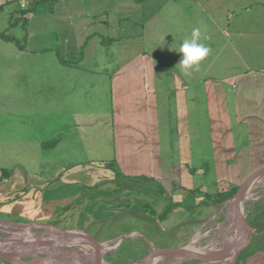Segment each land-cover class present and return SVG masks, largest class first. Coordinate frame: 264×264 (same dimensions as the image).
Here are the masks:
<instances>
[{"label":"crops","instance_id":"1","mask_svg":"<svg viewBox=\"0 0 264 264\" xmlns=\"http://www.w3.org/2000/svg\"><path fill=\"white\" fill-rule=\"evenodd\" d=\"M50 1L51 9L45 14L64 19L60 23H65L66 33L77 30L83 37L80 49L96 34L97 52L109 54L107 59L99 58L97 70L84 77L81 88L91 97L98 95L99 120L108 128L111 125L107 123H114L118 157L127 160L130 155L132 162L133 170L126 172L152 179L168 189L172 199L174 195L179 197L160 212L155 204L149 209L156 216L154 226L148 223L150 226L145 229L137 227L127 232L117 230L115 225L108 234L104 230V235L98 229L93 232L97 242H124L126 238L133 239L131 235L136 232L140 238L131 244L144 253L140 244H145L140 240L144 236L150 240L165 226L166 232H174L175 239L181 233L176 249L188 245L192 250L204 249L197 247L202 238L199 231L209 230L203 226L214 218L217 207H221L220 213L225 212L220 224L224 225L229 215L230 200L221 204L215 200L238 189L251 174L264 168V0ZM195 28L201 29L200 42L210 52L198 67L185 73L178 65L182 55L177 52ZM69 41L65 36L64 45ZM171 46L177 52L169 51ZM55 61L53 64H57ZM78 62L84 64L82 59L71 66H78ZM90 62H96L95 58ZM105 95L110 99V117L101 108ZM84 97L82 93L81 98ZM7 172V176L0 172V183L19 178L11 170ZM208 174L215 181L211 179L209 185L200 183L196 187L193 177L206 179ZM224 185L228 188L219 191ZM11 190L14 189L9 187V193ZM84 192L89 197L90 192ZM9 193L1 194L0 199ZM251 194L252 207L244 213L251 230L250 242L237 261L228 264H264V179ZM192 196L201 197L187 204L185 201ZM109 209L113 216L120 211L127 215V208L105 205L96 216L111 219ZM176 212L181 213L179 224L174 222ZM101 222L100 217V227ZM225 232L228 234V229ZM116 233L119 235L110 236ZM257 239L263 240L257 244ZM228 247L223 249L227 255ZM31 259L0 260V264H27Z\"/></svg>","mask_w":264,"mask_h":264},{"label":"rangeland","instance_id":"2","mask_svg":"<svg viewBox=\"0 0 264 264\" xmlns=\"http://www.w3.org/2000/svg\"><path fill=\"white\" fill-rule=\"evenodd\" d=\"M51 6L50 0H28L23 9L19 0H0V172L11 170L19 177L0 183V195L9 193V187L14 189L8 196L0 199V220L31 224L27 227H30L28 231L32 235L46 231L32 225L36 223L51 225L60 230L80 229L95 236L93 232L100 228V217L101 223L107 225L115 218L117 230L128 224L140 225L144 223L142 219L154 226L152 222L156 221L149 209L155 204L160 212L163 206L170 205L173 199L179 200V197L174 195L175 198L172 199L167 193L168 189L152 179L126 172L133 170L132 162L130 155L127 160L118 157L117 136L112 130L114 123H107L111 125L108 128L106 123L99 120L98 95L91 97L89 92H82L81 88L84 77L93 69L97 70L99 58L107 59L109 54L97 52L94 43L97 40L96 34L89 37L86 47L80 49L79 41L83 38L81 34L77 30L66 33L65 23H60L64 19L45 14ZM60 7L57 6V9ZM63 7L66 9V5ZM37 13H41L40 17ZM74 20L76 19H71ZM65 36L70 40L67 45H64ZM4 38H11L13 41ZM52 45L54 47L50 48ZM94 58L96 62L89 63ZM53 59L57 64H53ZM82 59L84 64L78 62L76 68L71 66ZM82 93L85 94L84 98H81ZM101 108H105L106 116L108 114L107 117H110L111 104L107 95ZM205 178L193 177L196 187L200 183L209 185L211 179L215 181L212 174ZM227 188L224 185L218 189L225 191ZM84 191L90 192L89 197L82 200L79 207L71 209L81 200ZM179 195L181 198V192ZM196 197L200 200L201 196ZM196 197L192 196L185 202L192 204ZM252 198L254 195L250 194L245 201L244 212H250ZM105 205L106 208L133 207L137 217L128 218L121 211L113 216L110 209L108 216L111 219L96 216ZM231 206L233 204H229ZM220 208H216L214 218L203 226H207L209 230L199 231L202 238L197 247L211 249L212 252L234 244L237 235L235 237L234 233L225 232L227 229L220 224L223 223L221 219L225 212L220 213ZM141 212L145 217L140 215ZM173 216L174 222L179 224L181 213L176 212ZM26 229L11 226L10 232L1 229L0 242L17 235L25 237ZM162 229V233L151 239L148 237L150 240L146 236L140 240L145 244H140L145 248L144 253L137 250L138 246H132L133 239L140 238L136 232L133 233V239L126 238L120 243L119 249V253L133 258L126 262L115 260L113 264H137L154 249H176L180 246L176 240L181 238V233L175 239L174 232H166L165 226ZM101 233L104 235L103 230ZM106 233L108 234L107 231ZM118 235L119 233L110 236ZM207 235L213 236L205 238ZM46 238L50 240L52 237ZM226 240L229 241L226 243ZM116 241L100 243V253L97 252V256L115 253L118 249ZM50 245H42L37 249L50 253L56 263L61 259L78 262L76 259L87 253L85 243ZM8 250L13 251L12 248ZM27 255L33 259L44 256L40 252ZM113 257L116 256L113 254ZM100 258L103 264H109L102 256ZM228 260H232V256ZM181 263L180 260L162 258L154 264Z\"/></svg>","mask_w":264,"mask_h":264},{"label":"water","instance_id":"3","mask_svg":"<svg viewBox=\"0 0 264 264\" xmlns=\"http://www.w3.org/2000/svg\"><path fill=\"white\" fill-rule=\"evenodd\" d=\"M264 179V168L254 172L251 174L237 189L234 196L230 199V204H233L235 209V214L238 217L239 222V228H240V234L237 236L233 247V262L235 263L237 261L238 255L240 254L241 250L245 246L247 238H249L251 234V230L249 229L246 218L244 215V203L251 194L252 189L257 185V183ZM251 197V196H250ZM0 224H8L11 227H15L17 229L23 230L27 228V226H31V224H20V223H11L7 221L0 220ZM35 227H38L40 229H46L44 233H40L37 235H32L31 240L23 239V241L16 240V242H8L4 240L0 244H2L3 247H8L9 249L12 248L13 252L5 253L2 248H0V260L4 261H15L22 257H29L27 254L31 253H43V257H38L37 259H31L27 264H103L102 258H100L101 255L92 256L91 254H88V261H85L84 259L80 260V262L72 261V260H65L61 259L59 263H56L53 256L50 253L41 252L37 248L45 245V246H51V242L48 241L46 237H65L70 239H83L85 240L91 247H93L96 251L100 246V244L89 234L86 232L75 229V230H60L57 229L51 225L46 224H36L32 223ZM45 240V241H44ZM51 240V239H50ZM8 242V243H7ZM121 242V241H120ZM119 242V243H120ZM118 243V245H119ZM231 246V245H230ZM20 247L21 250L19 252L15 251V248ZM99 254V250H98ZM227 256L226 250L219 251V252H211L204 249L199 250H192L190 248V245L178 248V249H160V250H152L148 253V255L140 259L137 264H154L156 260L162 259V258H170L175 260H181V261H197L199 263L203 264H228L223 261V258ZM53 259V260H52ZM81 259V257H80Z\"/></svg>","mask_w":264,"mask_h":264},{"label":"bare ground","instance_id":"4","mask_svg":"<svg viewBox=\"0 0 264 264\" xmlns=\"http://www.w3.org/2000/svg\"><path fill=\"white\" fill-rule=\"evenodd\" d=\"M233 207L231 206L229 208V215L227 217V222L224 224V226H225L226 229H228V232H233L237 236H239V234H240V228H239L238 217L235 214V209ZM29 228L30 227H27V229L25 230L26 232L24 233L26 235V236L24 235L26 238L25 237H22L21 235H17L16 237L13 236L12 238H4V240H6L8 242H16V240L17 241L18 240L23 241V239L31 240L32 239V236H31V234L28 231ZM1 229L2 230H6L7 229V231H9L10 230V226L8 224H0V231H1ZM49 241L53 245L54 244H58V243L68 244L70 242H74V243L78 242V243H83V244L85 243L86 246H87V253L85 255H82V256L80 255L81 259H76V260H78V262H80V260H82V259H84L85 261H88V254H91L93 256L94 253H95V255H97L95 249L93 247H91L88 243H86L85 241L81 242L78 239H73V238L72 239H70V238L67 239L65 237L60 238V237H57V236L52 237L51 240H49ZM195 243H196V241H195ZM232 247H233V245H231V246L228 247L227 251H230V252L228 253L227 256H225V258H223V261H225V263H232L233 262V259L232 260H228L230 256H232V258H233V252H231L232 251ZM0 248H2V250H4L5 253L13 252L11 250H8L7 251V249H9V248L8 247H3L2 244H0ZM20 250H21L20 247L15 248V251L16 252H19ZM74 259H75V257H74Z\"/></svg>","mask_w":264,"mask_h":264},{"label":"clouds","instance_id":"5","mask_svg":"<svg viewBox=\"0 0 264 264\" xmlns=\"http://www.w3.org/2000/svg\"><path fill=\"white\" fill-rule=\"evenodd\" d=\"M201 40V29L195 28L190 38H184L179 45L178 52L172 48L169 51L177 52L182 55L181 61L178 63L181 70L185 73L194 67H198L202 61L208 56L210 49L206 47Z\"/></svg>","mask_w":264,"mask_h":264},{"label":"trees","instance_id":"6","mask_svg":"<svg viewBox=\"0 0 264 264\" xmlns=\"http://www.w3.org/2000/svg\"><path fill=\"white\" fill-rule=\"evenodd\" d=\"M4 39H6V40H8V41H13V39H11V38H4ZM8 171V170H7ZM7 171H1V174H3V173H5L4 175L5 176H7V175H9V172H7ZM236 191H237V189H235L234 191H232V192H230V193H227V194H223V195H219V197L215 200V202L216 203H218V204H221L222 202H224V201H226V200H229L230 198H232L233 196H234V194L236 193ZM87 194L85 195V194H82V197H80L81 198V200H79V201H77V203H76V205H80L81 204V202H82V200H84L85 198H87ZM145 209V208H144ZM112 212V211H111ZM124 213L125 214H127V217L128 218H131V217H137V214H136V212H133V210H131L130 208H127V210H125L124 211ZM143 213L141 212L140 213V215L141 216H143V217H145V215L143 214ZM164 216V215H163ZM162 216V217H163ZM142 217V218H143ZM156 216H152V218L154 219ZM143 221H144V223H140V225H134V224H128L127 226H123V227H121L120 229L122 230V231H127V232H130V231H133V230H135V228H140V229H145L146 227H149L150 225L148 224L149 222H147L145 219H142ZM151 224V223H150ZM115 225H117V224H114V220H112L108 225L107 224H103L99 229H101V230H105V232L107 231H110L111 229H113L114 228V226ZM125 230H124V229ZM98 231V230H97ZM250 237V236H249ZM93 238L96 240V241H98V237L95 235V236H93ZM261 240H263V239H260V240H258L257 239V241L255 240V243H257L258 241L259 242H261ZM250 242V240H249V238H247V240H246V243H245V246L246 245H248V243ZM258 244V243H257ZM133 246V245H132ZM131 246V247H132ZM134 247V246H133ZM139 247V246H138ZM121 248V245L119 246V248L115 251V253H111L110 255H107V256H104V259L106 260V261H109V262H115V260H116V262H118V261H123V260H125V262H126V260L127 259H132L133 258V256H125L124 255V253H119V249ZM129 250H131V248L129 249ZM127 253V252H126ZM125 253V254H126ZM244 253V252H243ZM114 254V256H116L115 258L113 257L112 258V255ZM123 255V257H120V255ZM118 260V261H117Z\"/></svg>","mask_w":264,"mask_h":264},{"label":"built area","instance_id":"7","mask_svg":"<svg viewBox=\"0 0 264 264\" xmlns=\"http://www.w3.org/2000/svg\"><path fill=\"white\" fill-rule=\"evenodd\" d=\"M19 2H20V7L24 9L26 7L27 0H19Z\"/></svg>","mask_w":264,"mask_h":264}]
</instances>
